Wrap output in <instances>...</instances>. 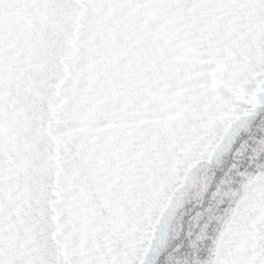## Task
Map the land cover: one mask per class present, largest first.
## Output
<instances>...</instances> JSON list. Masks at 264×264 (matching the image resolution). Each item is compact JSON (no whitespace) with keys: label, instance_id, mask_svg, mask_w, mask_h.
<instances>
[{"label":"snow or ice","instance_id":"6c2138e0","mask_svg":"<svg viewBox=\"0 0 264 264\" xmlns=\"http://www.w3.org/2000/svg\"><path fill=\"white\" fill-rule=\"evenodd\" d=\"M261 114L264 0H0V264H154ZM256 143L191 264H264Z\"/></svg>","mask_w":264,"mask_h":264},{"label":"water","instance_id":"95a60500","mask_svg":"<svg viewBox=\"0 0 264 264\" xmlns=\"http://www.w3.org/2000/svg\"><path fill=\"white\" fill-rule=\"evenodd\" d=\"M264 127V114H261L259 119L252 125L251 131L241 132L236 138L232 153L226 156L222 165L215 169V183L212 185L210 191L206 194L203 201L199 199H192L185 204V207L178 213L179 223L182 229L172 232L167 241L165 248L161 249L159 256H154V264H176L180 261H188L191 264L192 260L198 255L200 260H206L209 257L210 249L213 246V240L218 234L220 224L216 220L209 221L210 213L206 209L212 207L216 215H222L227 208V203L215 209L212 201V193L216 190V185L221 180L228 178V174L232 166L236 164L239 172H247L254 174L257 171L256 166L252 163L253 150L258 147L256 141L264 139V131L258 129ZM236 153H243L241 156H236ZM264 159V157H262ZM231 179L233 183L231 187L238 189L242 181V177L236 172H232ZM203 213L201 216L200 214ZM209 223L207 230L208 239L199 242L197 248H193V243L197 242V237L200 235L204 225Z\"/></svg>","mask_w":264,"mask_h":264}]
</instances>
